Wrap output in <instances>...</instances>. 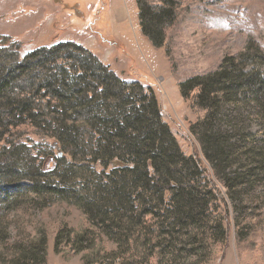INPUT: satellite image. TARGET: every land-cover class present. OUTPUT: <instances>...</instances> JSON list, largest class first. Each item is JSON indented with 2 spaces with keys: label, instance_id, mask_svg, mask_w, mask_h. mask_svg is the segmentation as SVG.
<instances>
[{
  "label": "trees",
  "instance_id": "1",
  "mask_svg": "<svg viewBox=\"0 0 264 264\" xmlns=\"http://www.w3.org/2000/svg\"><path fill=\"white\" fill-rule=\"evenodd\" d=\"M186 1L136 0L141 32L154 47L164 46ZM22 47L0 34V186L28 184L18 195L0 188V264H47L44 223L32 211L24 226L19 220L37 201L83 209L90 227L65 226L54 249L71 246L85 264H172L183 253L197 259L208 228L228 242L225 196L236 212L264 208V50L257 42L179 83L203 113L190 130L209 168L184 154L152 88L122 79L75 41L26 55ZM24 127L63 154L46 162L20 141ZM214 196L225 204V222L210 227ZM240 218L239 240L248 228Z\"/></svg>",
  "mask_w": 264,
  "mask_h": 264
},
{
  "label": "rangeland",
  "instance_id": "2",
  "mask_svg": "<svg viewBox=\"0 0 264 264\" xmlns=\"http://www.w3.org/2000/svg\"><path fill=\"white\" fill-rule=\"evenodd\" d=\"M185 5L187 10L180 13L167 31L161 48L154 47L142 34L136 0H0V34L20 40L22 55L42 43L48 44L49 40L75 41L122 79L139 81L152 88L163 119L184 154L193 155L209 168L190 130L191 123L203 113L182 97L179 83L215 69L224 56L241 52L249 42H257L264 50V0H187ZM20 132L23 134L20 141L34 146L35 153L42 152L46 162L49 155L63 154L59 148H53L51 153L55 141L35 135L31 128L24 127ZM66 159L70 160L68 154ZM100 168L97 166L96 170ZM22 185L28 184L24 181L0 188L18 195ZM225 197L231 222L227 244L214 239L208 228L203 237L206 253L197 259L183 253L172 264H264V208L239 205L236 212L234 202ZM32 204V209L25 207L19 220L24 226L32 211L35 220L44 223L48 237L47 264H85L82 254L75 253L71 246H63L60 253L54 249L56 235L65 226L76 231L90 227L83 209L66 200L52 199L46 206L38 201ZM212 206L209 226L224 224L225 204L220 197L214 196ZM240 212V219L248 226L241 240L235 227Z\"/></svg>",
  "mask_w": 264,
  "mask_h": 264
},
{
  "label": "crops",
  "instance_id": "3",
  "mask_svg": "<svg viewBox=\"0 0 264 264\" xmlns=\"http://www.w3.org/2000/svg\"><path fill=\"white\" fill-rule=\"evenodd\" d=\"M52 26H53V25H52ZM51 42H52V41L49 40V43H48V44H47V43H42V44H40V45H38V46H44V45H45V46H46V45L48 46L49 44L56 43V42H52V43H51Z\"/></svg>",
  "mask_w": 264,
  "mask_h": 264
},
{
  "label": "bare ground",
  "instance_id": "4",
  "mask_svg": "<svg viewBox=\"0 0 264 264\" xmlns=\"http://www.w3.org/2000/svg\"><path fill=\"white\" fill-rule=\"evenodd\" d=\"M124 28H125V27H124ZM124 28H123V29H124Z\"/></svg>",
  "mask_w": 264,
  "mask_h": 264
}]
</instances>
